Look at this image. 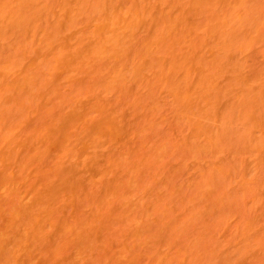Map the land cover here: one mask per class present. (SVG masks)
Masks as SVG:
<instances>
[{
	"label": "bare ground",
	"instance_id": "obj_1",
	"mask_svg": "<svg viewBox=\"0 0 264 264\" xmlns=\"http://www.w3.org/2000/svg\"><path fill=\"white\" fill-rule=\"evenodd\" d=\"M254 41L264 0H0V264H264V71L241 74ZM162 107L195 131L172 146L188 177L151 174L170 188L145 201L133 186ZM197 226L228 249H202Z\"/></svg>",
	"mask_w": 264,
	"mask_h": 264
},
{
	"label": "rangeland",
	"instance_id": "obj_2",
	"mask_svg": "<svg viewBox=\"0 0 264 264\" xmlns=\"http://www.w3.org/2000/svg\"><path fill=\"white\" fill-rule=\"evenodd\" d=\"M244 68L241 71L242 75L251 76L258 72L264 71V42L254 41L248 44L244 51ZM200 77L199 73H193V78L198 80ZM220 83L224 86V92L227 93L228 86L227 84L230 82V75L224 74L219 77ZM264 87V81H263ZM234 100L231 95H226L222 100H219L217 103H213L211 112V116L208 118V122L211 123L214 119L215 114H219L224 111ZM179 124L181 127L176 129L173 127L174 124ZM234 128L243 130L244 125L240 121H234ZM195 131L192 128L191 123H186L184 121L176 120L170 111L167 108L162 107L159 111L158 119L156 120L154 126L149 130L145 136L142 137L143 146L140 151L141 158H149L150 163L149 166L143 167V174L139 177L138 181L134 183V192L139 196L143 197L146 200L151 199L155 196L156 193L161 195H165L170 185L167 184H155L151 180V174H155L158 178H166L170 176L171 171H174L172 183H178L179 181H184L188 174L185 175L180 168L178 162L182 163L184 161L183 156L181 158H175V156H180L175 149H173V143H178L181 145H185L183 140L184 137H190L194 135ZM246 137V141H247ZM194 140L197 144L204 143V140L201 139H191ZM231 140L234 141V138L231 137ZM233 153H228L226 156L228 163L234 161L237 157H240L237 153L238 142L235 141L232 143L231 147ZM154 155V156H152ZM187 164L193 165V159L185 160ZM236 164L238 166L241 165L240 161H237ZM241 170V168H240ZM196 169L193 168L191 173H195ZM264 176V173H260V178ZM236 183L227 182V188L232 189ZM173 202L176 205L182 206L184 203L182 202L181 196H174L172 198ZM239 204L243 205L245 202L243 199L239 200ZM212 232L205 231L202 227H195V229L190 230V233L195 235L204 234L205 238L202 239L201 248H210L211 242L214 237L218 239V243L220 244V250H227L228 246L221 242L220 240H224L227 235H220L217 228H212ZM189 234L188 232L185 234ZM203 251L201 250L199 254ZM136 264H150L148 258H144L141 262H137ZM172 264H177V261H173ZM199 264V263H197Z\"/></svg>",
	"mask_w": 264,
	"mask_h": 264
}]
</instances>
